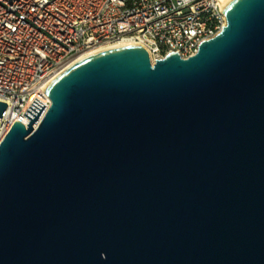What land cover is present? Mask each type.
Instances as JSON below:
<instances>
[{"label":"water","instance_id":"obj_1","mask_svg":"<svg viewBox=\"0 0 264 264\" xmlns=\"http://www.w3.org/2000/svg\"><path fill=\"white\" fill-rule=\"evenodd\" d=\"M223 14L189 59L84 58L16 121L0 264H264V0Z\"/></svg>","mask_w":264,"mask_h":264},{"label":"built area","instance_id":"obj_2","mask_svg":"<svg viewBox=\"0 0 264 264\" xmlns=\"http://www.w3.org/2000/svg\"><path fill=\"white\" fill-rule=\"evenodd\" d=\"M227 24L221 0H0V145L35 100L78 56L116 43L146 49L151 61L189 59ZM37 127V126H36Z\"/></svg>","mask_w":264,"mask_h":264},{"label":"bare ground","instance_id":"obj_3","mask_svg":"<svg viewBox=\"0 0 264 264\" xmlns=\"http://www.w3.org/2000/svg\"><path fill=\"white\" fill-rule=\"evenodd\" d=\"M232 0H221L222 2V7L223 9L231 2ZM127 44H122V43H116V44H112V45H108L106 47H104L103 49H99L97 51H103V50H106V49H111V48H114V47H120V46H125ZM94 53H97V52H88L86 54H83L81 56H78L74 59V61H72V63H70V65L68 66V68H70L71 66L75 65L76 63H78L79 61L83 60L84 58L94 54Z\"/></svg>","mask_w":264,"mask_h":264}]
</instances>
